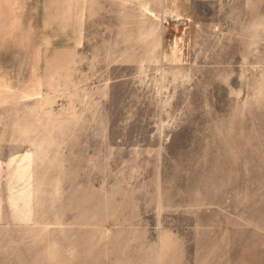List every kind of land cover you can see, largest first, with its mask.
Instances as JSON below:
<instances>
[{"label": "rangeland", "instance_id": "1", "mask_svg": "<svg viewBox=\"0 0 264 264\" xmlns=\"http://www.w3.org/2000/svg\"><path fill=\"white\" fill-rule=\"evenodd\" d=\"M0 264H264V0H0Z\"/></svg>", "mask_w": 264, "mask_h": 264}]
</instances>
